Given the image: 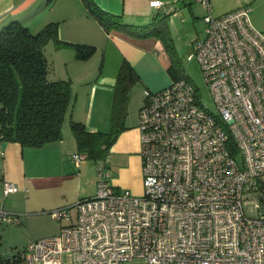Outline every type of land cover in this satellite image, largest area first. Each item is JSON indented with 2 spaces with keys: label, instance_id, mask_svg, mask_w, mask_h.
<instances>
[{
  "label": "built area",
  "instance_id": "1",
  "mask_svg": "<svg viewBox=\"0 0 264 264\" xmlns=\"http://www.w3.org/2000/svg\"><path fill=\"white\" fill-rule=\"evenodd\" d=\"M194 1L206 8L205 29L189 58L216 113L184 77L145 90L143 192L116 189L98 163L95 193L50 210L59 232L29 241L9 264H264V32L247 6L215 15L209 0ZM85 157L72 154L77 165ZM15 190L5 182V195Z\"/></svg>",
  "mask_w": 264,
  "mask_h": 264
},
{
  "label": "crops",
  "instance_id": "2",
  "mask_svg": "<svg viewBox=\"0 0 264 264\" xmlns=\"http://www.w3.org/2000/svg\"><path fill=\"white\" fill-rule=\"evenodd\" d=\"M162 1L165 4L157 8L150 4V0H94L101 9L128 25H113L107 30L87 11L82 0H0V28L12 20L28 26L33 21L40 24V19H43V25L56 21L60 39L93 45L95 53L103 50L106 68L100 71L97 81L91 86V99L88 101L91 112L77 120L84 123L88 131H103L100 128L110 124L113 87L123 60H127L139 75L129 92L130 96L131 92L136 95L138 90L139 108L144 101L145 90H158L172 80L168 71L170 55L160 36L149 31L164 22L168 33L172 34L176 18L182 22L191 18L196 24L205 26L203 16L206 8L201 3L194 0ZM209 3L215 15L241 6L249 7L251 23L264 32V0H209ZM37 16L40 18L35 20ZM201 36L198 32L193 35L189 47L193 49ZM98 89L102 92L92 113ZM70 106L65 116L70 110L75 114V107L72 110ZM123 124L124 128L103 159L104 171L116 189L138 195L143 192L138 123H128L124 119ZM64 127L60 140L41 146H22L17 141L0 138V211L19 218V223H8L19 224V228L29 234L28 242L40 234L49 236L59 232L61 222L50 215V210L71 205L80 197L93 195L96 190L98 175L89 173L90 166L85 158L76 164L72 154L78 152L77 142L68 126ZM6 181L16 186V190L7 195L4 193ZM48 216L56 226L37 232L39 228L32 222ZM3 232H0V242Z\"/></svg>",
  "mask_w": 264,
  "mask_h": 264
},
{
  "label": "trees",
  "instance_id": "3",
  "mask_svg": "<svg viewBox=\"0 0 264 264\" xmlns=\"http://www.w3.org/2000/svg\"><path fill=\"white\" fill-rule=\"evenodd\" d=\"M82 1L105 29L113 25L128 27L101 9L94 0ZM149 33L160 36L172 59L176 50L164 22ZM50 39L56 46L73 45L79 57L90 55L94 50L93 45L60 39L56 21H49L38 30L19 20H12L0 28L1 139L14 140L22 146H41L62 138V123L73 94L69 80L48 77L50 69L43 47ZM168 71L172 79L181 78L175 72V63H170ZM138 79L133 66L123 60L113 87L109 131H88L84 123L71 120L78 152L104 159L110 145L124 128L129 92ZM14 256H0V264H9Z\"/></svg>",
  "mask_w": 264,
  "mask_h": 264
},
{
  "label": "rangeland",
  "instance_id": "4",
  "mask_svg": "<svg viewBox=\"0 0 264 264\" xmlns=\"http://www.w3.org/2000/svg\"><path fill=\"white\" fill-rule=\"evenodd\" d=\"M182 6L184 7V5ZM39 18L40 16H37L35 20H38ZM33 22L30 23L31 28L42 27L43 24L41 23H44L43 19H40V24L38 25ZM201 25L202 23L196 24L195 20L193 21V19L191 18L186 22H182L177 18L175 19V28L173 27L174 32H172V34H169L171 37L172 45L176 50L175 56L171 59V64L175 63V72L179 77L186 78L195 86L199 93L200 101L204 104V106H206L209 111L216 113L217 108L213 101L208 84L205 81L200 64L195 57L189 58V55L193 52L192 47L190 46V48L188 45L190 43V38L193 35H196L197 32L200 35L202 34V36L204 35L205 26ZM175 44H177L178 46H175ZM43 52L50 69L48 77L53 80H69L71 83L73 99L70 107L72 108V110L75 107V114H73V112L70 110V113L65 116L62 126L64 125V128L68 126V130L72 134L73 132L71 129L70 120L77 121L79 120L80 116L83 117L86 113H89V111L91 112V110H89L88 102L91 99V96L89 95V92L92 89L91 86L93 85L94 81H97L96 77L98 76L100 71L103 68H106L104 64L103 50L95 53L94 48L93 52L90 55L79 57L76 55V49L73 45L56 46L54 40L50 39L45 43ZM101 92L102 91L100 89L97 90L92 113H94L95 111L97 99L99 93ZM135 94L136 95H133L132 92L131 96L129 94V101L127 104V112L125 118L126 120H128V123L134 124L138 123V90ZM100 129L103 131H109L111 127L110 124H106L103 128ZM84 160L90 166L89 173L98 175L97 165L98 163H104V160H99V156H86ZM34 224L39 228L37 232H44L48 228L50 229L56 226V222L50 216L41 217L38 220L32 222V225ZM1 231L4 232L0 242V256L12 257L14 255H18V253H23L26 247L25 244L29 240V234L20 229L19 224L14 225L13 223H8V221L2 218H0V232ZM44 236V234L39 235V237ZM141 262L142 260L135 258L131 261H127L124 264H139Z\"/></svg>",
  "mask_w": 264,
  "mask_h": 264
}]
</instances>
